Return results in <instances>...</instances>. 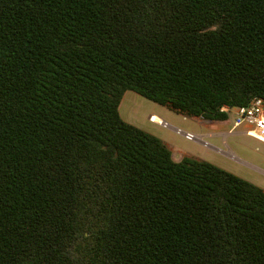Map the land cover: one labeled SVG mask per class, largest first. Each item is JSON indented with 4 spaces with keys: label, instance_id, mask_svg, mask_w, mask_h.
<instances>
[{
    "label": "trees",
    "instance_id": "obj_1",
    "mask_svg": "<svg viewBox=\"0 0 264 264\" xmlns=\"http://www.w3.org/2000/svg\"><path fill=\"white\" fill-rule=\"evenodd\" d=\"M127 91L264 99V0H0V264H264V189L175 161Z\"/></svg>",
    "mask_w": 264,
    "mask_h": 264
},
{
    "label": "rangeland",
    "instance_id": "obj_2",
    "mask_svg": "<svg viewBox=\"0 0 264 264\" xmlns=\"http://www.w3.org/2000/svg\"><path fill=\"white\" fill-rule=\"evenodd\" d=\"M119 113L124 121L163 140L175 161L184 157L205 160L264 189V144L242 133L243 126L228 133L233 125V115L222 127V132L228 134L206 137L203 139L205 143H201L188 140L176 131L206 132L197 118L157 104L133 91H127ZM152 115L165 121L167 126L153 120Z\"/></svg>",
    "mask_w": 264,
    "mask_h": 264
},
{
    "label": "built area",
    "instance_id": "obj_3",
    "mask_svg": "<svg viewBox=\"0 0 264 264\" xmlns=\"http://www.w3.org/2000/svg\"><path fill=\"white\" fill-rule=\"evenodd\" d=\"M221 111L229 114V116L233 115V125L230 133L243 126L242 132L244 134L264 143V99L256 97L244 107L230 108L229 106H223ZM160 124L167 126L165 121ZM176 131L183 134L188 140L203 142L200 135L183 132L180 129H176Z\"/></svg>",
    "mask_w": 264,
    "mask_h": 264
},
{
    "label": "crops",
    "instance_id": "obj_4",
    "mask_svg": "<svg viewBox=\"0 0 264 264\" xmlns=\"http://www.w3.org/2000/svg\"><path fill=\"white\" fill-rule=\"evenodd\" d=\"M126 93H125L124 97L126 96ZM124 97H123V100H124ZM195 118L198 119V122L202 127L207 129L206 132H200L199 134H197V135H200L202 137V139H204L206 137H214V136H220V135H225V134L230 133V132H228V133L222 132L223 124L212 123V122L204 120L203 118H200V117H195ZM201 143H203V142H201Z\"/></svg>",
    "mask_w": 264,
    "mask_h": 264
},
{
    "label": "bare ground",
    "instance_id": "obj_5",
    "mask_svg": "<svg viewBox=\"0 0 264 264\" xmlns=\"http://www.w3.org/2000/svg\"><path fill=\"white\" fill-rule=\"evenodd\" d=\"M152 119L155 120V121H159L160 123L163 122V121H161L158 117H156V116H154V115H152ZM160 123H159V124H160Z\"/></svg>",
    "mask_w": 264,
    "mask_h": 264
}]
</instances>
